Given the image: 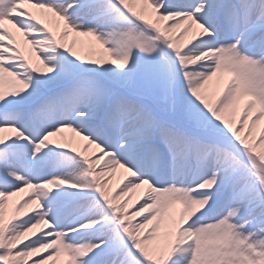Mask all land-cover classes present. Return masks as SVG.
<instances>
[{
  "label": "snow or ice",
  "instance_id": "6c2138e0",
  "mask_svg": "<svg viewBox=\"0 0 264 264\" xmlns=\"http://www.w3.org/2000/svg\"><path fill=\"white\" fill-rule=\"evenodd\" d=\"M262 122L264 0H0V264H264Z\"/></svg>",
  "mask_w": 264,
  "mask_h": 264
},
{
  "label": "bare ground",
  "instance_id": "6f19581e",
  "mask_svg": "<svg viewBox=\"0 0 264 264\" xmlns=\"http://www.w3.org/2000/svg\"><path fill=\"white\" fill-rule=\"evenodd\" d=\"M78 39L81 40V41H84L85 43H84V47L83 48H81L79 45L77 46V48H76L77 53L82 55V56H84L86 59L87 58H92L91 57V53H89L90 50L88 48V42L91 41L92 43L96 44L97 48H99V44L97 42H95L93 37H83L82 36V37H79ZM212 87H214V85ZM261 127H264V122H262ZM5 135H7V133ZM119 173L120 172L118 171L117 174H119ZM119 179H120V176L118 177V179L113 181V184H112L113 190L116 189V185L119 183ZM21 195H24V194H21ZM19 198L20 197H17V198L14 197L13 200H17ZM133 200H135V196L133 197Z\"/></svg>",
  "mask_w": 264,
  "mask_h": 264
},
{
  "label": "rangeland",
  "instance_id": "374dc122",
  "mask_svg": "<svg viewBox=\"0 0 264 264\" xmlns=\"http://www.w3.org/2000/svg\"><path fill=\"white\" fill-rule=\"evenodd\" d=\"M119 176H120V173H119V174H116V179H118ZM116 179H115V180H116Z\"/></svg>",
  "mask_w": 264,
  "mask_h": 264
}]
</instances>
